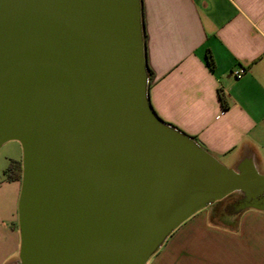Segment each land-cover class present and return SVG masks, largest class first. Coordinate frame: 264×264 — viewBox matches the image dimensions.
Returning a JSON list of instances; mask_svg holds the SVG:
<instances>
[{
  "label": "water",
  "instance_id": "1",
  "mask_svg": "<svg viewBox=\"0 0 264 264\" xmlns=\"http://www.w3.org/2000/svg\"><path fill=\"white\" fill-rule=\"evenodd\" d=\"M22 147L17 264H145L229 194L264 211L250 158L223 165L160 119L140 0H0V145Z\"/></svg>",
  "mask_w": 264,
  "mask_h": 264
},
{
  "label": "crops",
  "instance_id": "2",
  "mask_svg": "<svg viewBox=\"0 0 264 264\" xmlns=\"http://www.w3.org/2000/svg\"><path fill=\"white\" fill-rule=\"evenodd\" d=\"M142 8L153 77L149 101L158 117L214 156L237 151L231 165L250 158L258 169L264 142V0H142ZM238 68L244 72L235 76ZM19 192L20 181L0 178V264H17ZM213 203L182 222L148 264H264V211L251 208L259 213L240 211L215 221Z\"/></svg>",
  "mask_w": 264,
  "mask_h": 264
},
{
  "label": "rangeland",
  "instance_id": "3",
  "mask_svg": "<svg viewBox=\"0 0 264 264\" xmlns=\"http://www.w3.org/2000/svg\"><path fill=\"white\" fill-rule=\"evenodd\" d=\"M258 153H259L261 159H260V164H259L257 171L260 174H264V142H263L262 146L258 147ZM236 155H237V151H233L229 155H225V156L216 155L215 157L223 165L228 166V167H232L233 165H231V164L233 163ZM9 159H16V160H20V161L22 160V147H21V144L19 143V141H17V140H8V141H6L0 145V178H2V179H4L3 170L7 166ZM224 201L225 200L219 201V202H216L215 204L213 203L214 205H212V208H213L212 210L217 213V214L214 213V220L215 221L227 220L225 218L226 214H224V211H223L224 210V206H223ZM209 206H211V205L209 204L208 206H206L200 210H207L209 208ZM242 212L243 213H246V212L247 213H253V214L259 213L258 211H255L251 208H246V209L242 210ZM227 214H229V215L235 214L233 212V208L230 209ZM152 256L153 255L150 256V258L148 259V262L151 260Z\"/></svg>",
  "mask_w": 264,
  "mask_h": 264
},
{
  "label": "trees",
  "instance_id": "4",
  "mask_svg": "<svg viewBox=\"0 0 264 264\" xmlns=\"http://www.w3.org/2000/svg\"><path fill=\"white\" fill-rule=\"evenodd\" d=\"M140 11H141V25H142V36H143V48H144V56H145V60H146V68H147V74H148V90H149V88H150V86L152 84L153 77H152V71H151V69H150V67L148 66V63H147V55H146V35H145V30H144V19H143L142 0H140ZM205 59H206V63L208 64L209 68L212 69L214 67V60H213V57H212V55H211V53H210V51L208 49L206 50ZM218 98H219V101H220L221 106L223 108H226L227 107V102H226V99H225V96H224L223 92L220 89H218ZM166 123L169 124V125H171V126H173V127H175L174 125H172V124H170L168 122H166ZM175 128L178 129L177 127H175ZM190 137H192L195 140V137L194 136H190ZM3 176H4V179L5 180H8V181H13V180L20 181V178H21V161L20 160H16V159H9L7 166L3 170ZM232 194L227 195L226 197H224L223 199H221L219 201H223V200L228 199ZM213 218H214V216H212L211 219H213Z\"/></svg>",
  "mask_w": 264,
  "mask_h": 264
},
{
  "label": "flooded vegetation",
  "instance_id": "5",
  "mask_svg": "<svg viewBox=\"0 0 264 264\" xmlns=\"http://www.w3.org/2000/svg\"><path fill=\"white\" fill-rule=\"evenodd\" d=\"M230 197L223 202V206H224L223 211H224V214H226V215H229L227 213L232 208H233V212H234L235 206L243 199V196L240 193H233Z\"/></svg>",
  "mask_w": 264,
  "mask_h": 264
},
{
  "label": "built area",
  "instance_id": "6",
  "mask_svg": "<svg viewBox=\"0 0 264 264\" xmlns=\"http://www.w3.org/2000/svg\"><path fill=\"white\" fill-rule=\"evenodd\" d=\"M244 72V69L243 68H238L237 70L233 71V74L235 76H239L240 74H242ZM145 264H148V261L145 263Z\"/></svg>",
  "mask_w": 264,
  "mask_h": 264
}]
</instances>
